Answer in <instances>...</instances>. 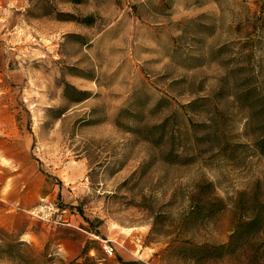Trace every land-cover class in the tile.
Here are the masks:
<instances>
[{
	"label": "rangeland",
	"instance_id": "1",
	"mask_svg": "<svg viewBox=\"0 0 264 264\" xmlns=\"http://www.w3.org/2000/svg\"><path fill=\"white\" fill-rule=\"evenodd\" d=\"M0 202V264H264V0H0Z\"/></svg>",
	"mask_w": 264,
	"mask_h": 264
},
{
	"label": "built area",
	"instance_id": "2",
	"mask_svg": "<svg viewBox=\"0 0 264 264\" xmlns=\"http://www.w3.org/2000/svg\"><path fill=\"white\" fill-rule=\"evenodd\" d=\"M53 209V206L48 205L46 203H40L39 205L35 206L32 210L31 213L35 216H37L38 218L44 219L49 213L50 210ZM52 212V211H51ZM66 223V222H65ZM69 224V223H66ZM96 237H98L96 235ZM101 246L103 248V251L108 254L111 255L113 252V247L112 245L109 243L108 239H101Z\"/></svg>",
	"mask_w": 264,
	"mask_h": 264
},
{
	"label": "crops",
	"instance_id": "3",
	"mask_svg": "<svg viewBox=\"0 0 264 264\" xmlns=\"http://www.w3.org/2000/svg\"><path fill=\"white\" fill-rule=\"evenodd\" d=\"M1 210H2V203L0 202V215H1ZM1 222V219H0Z\"/></svg>",
	"mask_w": 264,
	"mask_h": 264
}]
</instances>
